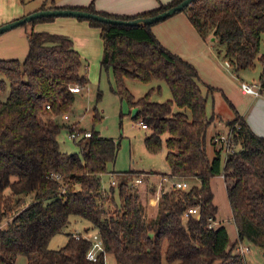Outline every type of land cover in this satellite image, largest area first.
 <instances>
[{
    "label": "trees",
    "instance_id": "obj_1",
    "mask_svg": "<svg viewBox=\"0 0 264 264\" xmlns=\"http://www.w3.org/2000/svg\"><path fill=\"white\" fill-rule=\"evenodd\" d=\"M21 4L25 0H20ZM40 8H69L105 17L134 20L155 16L184 0L160 3L153 10L134 16H119L95 9L94 1L84 7H57L47 0ZM203 38L224 47L220 53L236 72L253 68L260 60V92L264 94V0H194L184 11ZM41 18L30 22H49ZM88 21L101 30V70H112L115 92L138 108L133 120L144 122L150 134L145 144L150 153L163 143L170 177L195 178L198 187L163 192L157 215L148 220L145 207L127 183L119 185L121 204L115 190L106 189L103 176L114 163L120 143L92 132L81 140L80 153H64L58 136L63 126L57 117L70 111L75 101L72 87L84 88L88 80L85 61L66 35L31 30L24 61L0 59V74L10 92L0 100V264H15L19 255L28 264H106L107 254L116 264H248L235 248L249 241L264 253V137L255 134L235 110L229 122L231 151L218 147L214 158L207 152V129L215 116H208V96L194 65L168 50L154 35L152 26L122 27ZM126 78L152 79L168 83L172 99L151 102L136 100L124 86ZM212 93L213 87L207 85ZM6 82L0 80V93ZM50 105L51 110L46 106ZM82 130L78 124L69 127ZM166 138L164 139V137ZM222 152L225 162H222ZM140 175L129 172L128 175ZM222 175L239 241L229 248L225 227H209L218 211L211 188L213 177ZM56 176H59L57 178ZM30 197L27 203L23 197ZM113 207V208H112ZM198 207L200 218H184ZM76 216L90 224L104 245L97 262L87 260L92 243L82 234H68L59 250L49 249L54 236L62 233Z\"/></svg>",
    "mask_w": 264,
    "mask_h": 264
},
{
    "label": "rangeland",
    "instance_id": "obj_2",
    "mask_svg": "<svg viewBox=\"0 0 264 264\" xmlns=\"http://www.w3.org/2000/svg\"><path fill=\"white\" fill-rule=\"evenodd\" d=\"M46 2L50 6L47 0H25V3L22 4L26 10L24 15H27L30 11L40 9ZM8 6L11 8L10 5ZM182 13L187 15L186 12ZM58 19V22L76 20L72 17ZM58 24L52 23L51 25V23L39 22L32 25L27 23L0 35V59L24 61L28 53L27 34L33 29V26H35L36 32H49L69 36L74 41L75 47L77 48L78 46L83 51L81 56L85 61L86 68L82 70V74L88 80V84L84 86L80 94L75 95V101L70 111L66 113L69 115V120H64L62 116L57 117V122L63 126L58 136L60 150L69 154L80 153V141L69 139V127L74 126V124H78L83 131L96 132L102 137L115 139L120 143V148L115 162L108 165V173L103 176L104 187L110 190L111 181L115 180L117 183L114 186L115 200L116 203L121 204L119 185L127 183L141 202H144L146 206L148 203H152L155 205V210H158L162 193L169 192L172 189L169 184H161L164 177H170L172 174L166 160L167 148L165 143H163L162 149L157 153H150L147 150L145 139L150 134V130L141 129L139 123L133 120L134 109L131 108L126 99H121L115 92L116 83L112 70H101L100 61L103 52L101 30H92L87 33L79 25L66 24L60 26ZM56 31L60 32L57 33ZM74 37H76V40ZM207 41L214 53L213 59L221 71V73H215L207 69L205 70L206 79L201 78L202 90L208 96V116H215L212 123L208 126L206 140L208 156L212 159L215 156V150H218V147L211 143L213 136L218 134L227 135L229 133V122L235 118L234 108L240 115L244 116L240 112L239 107L242 110L248 109L250 101L246 99L239 89L242 88V83L249 85L259 84L262 65L260 60H257L253 68L236 72L233 68L227 66L226 59L220 54L224 52V47L211 38L207 39ZM192 52H195L194 49ZM262 54H264V33L259 56ZM0 80L6 82L5 92L0 93V100L5 101L10 92V86L6 78L1 74ZM207 85L214 88L212 93L208 91ZM124 86L136 100L148 97L151 102L165 103L172 99L171 89L164 80L152 79L143 81L138 78H126ZM225 157L224 152H222L223 165ZM129 172H139L141 174L130 176L128 175ZM137 176L144 179L143 185L135 184ZM170 178L172 182L187 183L188 190L200 185V182L195 178ZM211 188L214 194V204L218 208L215 220L217 224L213 221V226L220 225L226 228L229 234V248H232L239 239L227 198L224 177L222 175L213 177ZM23 198L28 204L31 203L30 197L26 196ZM7 221L8 218H3L0 221V227H4ZM89 227L90 224L87 221L76 216L71 217V224L62 233L52 238L49 243V249L59 250L64 247L68 241V234H89L92 238L97 232L91 230L87 233L86 230ZM243 245L250 247V252L243 255L239 251L240 245H238L234 253L242 254L248 264H264V253L260 248L247 240H244ZM105 261L106 264H116L115 257L110 254L106 255ZM15 264H28L27 258L24 255H19Z\"/></svg>",
    "mask_w": 264,
    "mask_h": 264
},
{
    "label": "crops",
    "instance_id": "obj_3",
    "mask_svg": "<svg viewBox=\"0 0 264 264\" xmlns=\"http://www.w3.org/2000/svg\"><path fill=\"white\" fill-rule=\"evenodd\" d=\"M93 1L97 11L119 16H134L149 10H153L157 8L160 3H168L172 0H92V2ZM90 3L91 0H57V2H55V6L84 7L88 6ZM8 5H10L11 8H9ZM38 10L40 9L30 11L28 14ZM25 13L26 10L24 9L20 0H8L7 2L6 0H0V26L26 16L24 15ZM73 19L76 20H62L61 22H58L59 19L55 18L54 20L47 23H51V25L52 23H59L58 25L60 26L66 24L79 25L87 33H90L92 30L99 29L91 27L88 21H81L77 18ZM33 30H35V26H33ZM151 30L157 39L168 50L181 56L183 59L194 65L199 73L200 78L206 79L205 70L207 69H210L215 73H221L213 59L214 53L212 49H210L207 41L209 38L205 39L200 36V34L191 24L187 15L183 14L182 12L177 13L174 16L153 25ZM56 32L59 33L60 31ZM74 38L76 40V37ZM193 49L195 51L194 53L192 52ZM75 50L78 51L80 55L81 52H83L78 46L77 48L75 47ZM239 90H241L246 99L250 101L248 109L242 110L239 107L240 112L244 114L243 117L252 131L257 135L264 137V95L260 94L259 96H252L245 93L243 88ZM80 93H76L75 95ZM142 203L145 207L147 219H154L157 215V210L154 208L155 205L148 203L146 206L144 202ZM239 245L244 246L243 243H240Z\"/></svg>",
    "mask_w": 264,
    "mask_h": 264
},
{
    "label": "built area",
    "instance_id": "obj_4",
    "mask_svg": "<svg viewBox=\"0 0 264 264\" xmlns=\"http://www.w3.org/2000/svg\"><path fill=\"white\" fill-rule=\"evenodd\" d=\"M226 64H227V66H230V64L227 61H226ZM242 88H243L244 92L247 93L248 95L259 96L261 94L259 84L249 85L247 83H243ZM81 91H82V88H80L79 86L72 87V92L75 94L80 93ZM46 109L51 110L50 105H47ZM62 118L64 120H68L69 116L67 114H63ZM139 125H140L142 130H149V127L146 125V123L140 122ZM91 137H92V132H87V131H83V130H73L70 132V135H69V139H71L73 141H78V142L83 140V139H88ZM214 143L217 146L224 147L226 153L231 151L230 140H229V137L227 135L218 134L214 138ZM56 177L59 178V176H56ZM143 183H144V179L140 176H137V178L135 180V184L141 185ZM164 183L169 184V187L173 188V189L188 190L187 183H185V182H172L170 177H164L161 181V184L164 185ZM116 185H117V183L115 182V180L111 181V187H114ZM199 215H200L199 208L193 207V208L188 209L185 212L184 218L187 219L190 216L197 218ZM213 221L214 220H210L209 227H214L213 223H212ZM214 223H216V222L214 221ZM79 235L80 234H78V235L75 234L74 236L76 238H79ZM82 236L84 238H87L88 240H90L92 243L90 249L88 250V252L86 254L87 260H89L91 262H97L99 260V256L104 252V245H103V242H102L99 234L98 233L94 234L92 238L89 234L88 235H82ZM239 249H240L239 251H241V253H243V255L250 252L249 247L240 246Z\"/></svg>",
    "mask_w": 264,
    "mask_h": 264
},
{
    "label": "water",
    "instance_id": "obj_5",
    "mask_svg": "<svg viewBox=\"0 0 264 264\" xmlns=\"http://www.w3.org/2000/svg\"><path fill=\"white\" fill-rule=\"evenodd\" d=\"M193 1L194 0H184L180 4L173 6L170 9L161 12L155 16L146 17V18H136L134 20L113 19L102 16L100 14H94L83 10L69 9V8L38 10L20 19L11 21L7 24L0 26V35L12 29H15L19 26L25 25L27 23H30L34 20L41 18L72 17L77 19L93 20L104 24H110V25L122 26V27L152 26L174 16L177 13H181L182 11H184L186 7L191 5ZM137 112H138V108H134L133 117L137 114ZM198 218H200V216H198Z\"/></svg>",
    "mask_w": 264,
    "mask_h": 264
}]
</instances>
